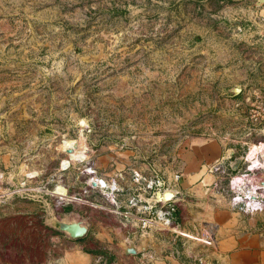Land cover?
<instances>
[{
  "label": "rangeland",
  "instance_id": "obj_1",
  "mask_svg": "<svg viewBox=\"0 0 264 264\" xmlns=\"http://www.w3.org/2000/svg\"><path fill=\"white\" fill-rule=\"evenodd\" d=\"M193 158L187 221L264 229V0H0L6 259L72 216L112 236V196L162 212Z\"/></svg>",
  "mask_w": 264,
  "mask_h": 264
},
{
  "label": "crops",
  "instance_id": "obj_2",
  "mask_svg": "<svg viewBox=\"0 0 264 264\" xmlns=\"http://www.w3.org/2000/svg\"><path fill=\"white\" fill-rule=\"evenodd\" d=\"M184 172L172 201L161 204L162 212L145 202L130 204L122 198L118 202L112 196L115 200L112 236L111 230L104 229L97 220L78 239L60 230H51L49 234L46 230L45 241L32 247L39 253L23 260L6 259L4 243H0V264H264V229L251 231L218 220L215 230H210L202 223V213L209 215V209L202 212L199 202L192 205L197 206L194 207L196 220L187 221L188 207L183 195L189 191L185 193L183 189L192 184L193 188H199L210 175L203 172L202 161L197 158L186 163ZM158 212L166 215L163 219L171 228L165 230L167 224L160 223L148 232L142 227L141 219ZM205 228L214 233L212 239Z\"/></svg>",
  "mask_w": 264,
  "mask_h": 264
},
{
  "label": "water",
  "instance_id": "obj_3",
  "mask_svg": "<svg viewBox=\"0 0 264 264\" xmlns=\"http://www.w3.org/2000/svg\"><path fill=\"white\" fill-rule=\"evenodd\" d=\"M89 226L84 223V221L80 220L77 217H71V222L70 223H61L59 225L60 231H63L66 233L68 236H70L73 239H78L83 236H85L88 233ZM145 248V247H141ZM140 248V249H141ZM132 252H135L133 249Z\"/></svg>",
  "mask_w": 264,
  "mask_h": 264
},
{
  "label": "built area",
  "instance_id": "obj_4",
  "mask_svg": "<svg viewBox=\"0 0 264 264\" xmlns=\"http://www.w3.org/2000/svg\"><path fill=\"white\" fill-rule=\"evenodd\" d=\"M152 222H153V220L150 219V218H143V219H141V224H142V227H144V228L149 227Z\"/></svg>",
  "mask_w": 264,
  "mask_h": 264
},
{
  "label": "bare ground",
  "instance_id": "obj_5",
  "mask_svg": "<svg viewBox=\"0 0 264 264\" xmlns=\"http://www.w3.org/2000/svg\"><path fill=\"white\" fill-rule=\"evenodd\" d=\"M90 171H91V170H90ZM93 179H94V181H95V178H93ZM98 182L101 183V184H103V185H105V180L103 181V180H101V179H98ZM55 192L58 193V191H55ZM251 204L254 205V206H252ZM249 205L252 206V207L255 209L257 204H255L254 202H251V201H250Z\"/></svg>",
  "mask_w": 264,
  "mask_h": 264
}]
</instances>
